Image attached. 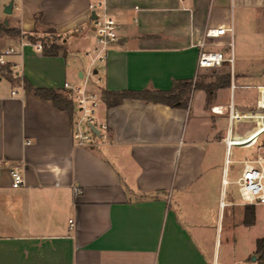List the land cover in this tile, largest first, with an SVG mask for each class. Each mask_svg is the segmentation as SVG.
Wrapping results in <instances>:
<instances>
[{"label": "crops", "instance_id": "obj_1", "mask_svg": "<svg viewBox=\"0 0 264 264\" xmlns=\"http://www.w3.org/2000/svg\"><path fill=\"white\" fill-rule=\"evenodd\" d=\"M100 1L118 26L104 60L95 57L90 10ZM250 19L264 21V0H0V21L24 33L52 28L67 52L45 56L24 39L8 45L17 51L9 70L22 81L5 76L10 86L0 89V264H99L109 252L117 264H264L256 255L264 237L240 258L227 251L240 224L250 226L230 166L263 157L264 134L229 148V103L220 101L229 90L235 99L239 79L252 92L237 108H255L264 62L260 73L231 71L229 86L211 101L204 89H194L182 107L141 99L110 107L103 96L107 137L85 146L74 140L76 111L56 108L23 81L68 97L66 83L102 93L171 91L206 70L198 67L202 50L228 57L233 33L208 39L207 30L243 36ZM217 106L225 114H214ZM250 124L237 123L231 137L252 136L256 126L238 131ZM238 147L255 155L232 159ZM14 170L25 179L18 189ZM253 212L256 220L255 206Z\"/></svg>", "mask_w": 264, "mask_h": 264}, {"label": "built area", "instance_id": "obj_2", "mask_svg": "<svg viewBox=\"0 0 264 264\" xmlns=\"http://www.w3.org/2000/svg\"><path fill=\"white\" fill-rule=\"evenodd\" d=\"M92 12L94 33L96 36L97 48L95 57L98 60H104L106 53L116 41H118V26L115 19L109 14L104 1L90 4ZM226 32L233 33V29H209L206 32V38L216 39L224 35ZM32 45V44H31ZM35 46L39 51H43V45L37 43ZM205 44L202 45V48ZM14 47L5 48L0 52V66H7L9 58L16 54ZM226 62L233 63V57L228 58L224 53L219 51L202 50L199 56V69L221 68ZM99 80H95V84H99ZM69 91V98L75 104L76 118L74 140L78 146H85L93 142L95 138H106L108 125L100 118L101 105L103 103V93L100 89L89 87L87 84L83 86L73 87L69 83L64 85ZM236 89L232 84V91ZM213 113L217 115L225 114L224 108L217 106L213 108ZM226 115L229 123L228 134L225 138L226 145L242 146L250 145L257 137L264 134V82L257 87L256 106L248 111L239 110L236 106L234 95L232 94L230 102L226 107ZM239 122L254 123L256 126L252 136L246 139H234L231 137L235 125ZM85 128H84V127ZM91 126L99 131L97 136ZM12 187L21 188L25 184L24 175L14 170L12 173ZM225 184L228 182L225 180ZM238 186L240 200L246 206H259L264 208V156L256 159L247 160L243 163V171L241 176L236 180ZM80 191L76 190V194ZM223 205V203H221ZM113 254L110 252L103 255L99 264H117L113 260Z\"/></svg>", "mask_w": 264, "mask_h": 264}, {"label": "rangeland", "instance_id": "obj_3", "mask_svg": "<svg viewBox=\"0 0 264 264\" xmlns=\"http://www.w3.org/2000/svg\"><path fill=\"white\" fill-rule=\"evenodd\" d=\"M0 23L4 22L0 21ZM247 24V34L240 36L238 34V30H236L235 32H233L231 43L227 48H225L228 58L233 57V63L230 64L231 67H229L228 65H224L221 68L206 69L201 71L197 80L195 81L198 89H207V87H214V90H217V86L221 84V76L227 73L231 74V71L233 74L235 73V71L238 74L240 73V71H243L245 73L250 72L252 74L260 73L262 71L261 68L264 62V21L262 22V20H256L255 22H253V20L250 19ZM8 27H11L10 24ZM47 31L48 29L45 30V32L40 36L43 37L46 42L56 41V35L47 33ZM21 39L22 37L12 38L6 34H1L0 52L8 47V45L13 43L12 41H19ZM0 75L3 79V81L0 83V89H8L10 85L6 77H9L10 75H8L6 72H0ZM236 83L238 87L235 90L234 94L236 105L237 107H240L241 105L248 102L249 95L252 90L241 87L242 82L239 79H237ZM194 89L195 86L192 88L191 94ZM197 94L198 92H196L195 96H197ZM229 99L230 90L227 92H223L220 101L222 103L228 104ZM254 126V124L246 125L243 127L241 126L238 131L242 136L248 131L252 130ZM93 140H95V138ZM254 155L255 150L253 148L238 147L234 149L232 159L242 160L253 157ZM230 167L234 177L239 178L243 171V165L240 163H232ZM239 211L240 213H242V208L239 209ZM261 237H264V208L257 206L255 223L250 226L240 224L239 230L237 231V243L236 245H233V247H227V251L229 252V254L240 258L245 249H255L256 239Z\"/></svg>", "mask_w": 264, "mask_h": 264}, {"label": "trees", "instance_id": "obj_4", "mask_svg": "<svg viewBox=\"0 0 264 264\" xmlns=\"http://www.w3.org/2000/svg\"><path fill=\"white\" fill-rule=\"evenodd\" d=\"M47 33H52L56 35V41L46 42L43 37H41L37 32L33 33H24L20 28L8 27L5 23H0V35L6 34L12 38L22 37L27 43L35 45L41 43L43 45L42 53L45 56H59L61 54L66 55V48L62 43V36H58L57 32L50 28ZM224 65H230L229 62H226ZM0 72H6L9 76V79L13 82L22 81L20 77H13L11 71L7 66H0ZM221 84L217 86L218 88L227 87L231 81V74L227 73L220 78ZM25 88L33 92L36 96L44 99L50 100L54 103L56 108L60 110H66L73 116L75 107L73 101L67 96L57 92L54 89L46 88H35L33 87L26 79H23ZM195 86V89H198L197 84L193 80L179 81L174 84V87L171 91H141V92H122V93H113L107 90L103 91L104 99L108 106H116L122 103L125 99H141L147 102L152 103H161L171 107H182L188 104L190 99V94L192 88ZM204 89V88H200ZM206 90L208 94L209 101L214 97V87H207ZM254 206H249L247 211L246 224L253 225L255 223L254 219ZM256 255L258 260L264 263V238L257 241Z\"/></svg>", "mask_w": 264, "mask_h": 264}, {"label": "water", "instance_id": "obj_5", "mask_svg": "<svg viewBox=\"0 0 264 264\" xmlns=\"http://www.w3.org/2000/svg\"><path fill=\"white\" fill-rule=\"evenodd\" d=\"M13 6H14V4H13V3H10L9 6L6 7V10H5L6 14H11V13H12V11H13ZM5 24H6V26H8V22H7V21L5 22ZM91 128H92V131H93L97 136H99V131H98L94 126H91Z\"/></svg>", "mask_w": 264, "mask_h": 264}]
</instances>
